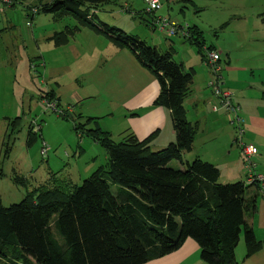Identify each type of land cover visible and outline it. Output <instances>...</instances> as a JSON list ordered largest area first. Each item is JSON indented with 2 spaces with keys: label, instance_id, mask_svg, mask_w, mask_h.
Listing matches in <instances>:
<instances>
[{
  "label": "trees",
  "instance_id": "trees-1",
  "mask_svg": "<svg viewBox=\"0 0 264 264\" xmlns=\"http://www.w3.org/2000/svg\"><path fill=\"white\" fill-rule=\"evenodd\" d=\"M110 1L37 0L34 7L36 13H49L56 20H75L47 38L55 46L87 27L132 51L159 82L154 104L170 110L175 140L159 150L151 148L153 135L138 139L128 133L114 141L95 124L96 118L75 114L80 121L74 124L75 133L89 136L106 150L107 170L98 167L80 185L69 182L31 191L8 206L0 201V264H144L177 250L188 238L198 244L205 263L240 264L234 250L241 234L244 259L262 248L245 220V213L254 207L245 198L252 185L220 183V171L213 163L198 157L184 160L199 129L197 121H188L183 106L193 71L185 70L170 51L161 53L137 36L96 21L89 9ZM183 38L204 49V55L205 49H213L204 45L194 26L189 25ZM44 97L59 106L54 91L42 93ZM61 116L74 117L72 112ZM27 131L30 139L35 132L30 125ZM172 160L181 168L170 165ZM13 180L24 184L18 176ZM112 184L118 186L116 194ZM52 225L63 243L54 237Z\"/></svg>",
  "mask_w": 264,
  "mask_h": 264
},
{
  "label": "rangeland",
  "instance_id": "rangeland-1",
  "mask_svg": "<svg viewBox=\"0 0 264 264\" xmlns=\"http://www.w3.org/2000/svg\"><path fill=\"white\" fill-rule=\"evenodd\" d=\"M192 1L195 6L190 0H173L172 3L162 0V9L158 13L168 11L172 20L197 24L203 30L208 44H226L240 33L246 39L264 35V0ZM36 3L37 0H24L15 2L12 8L0 6V21L8 17L21 36V43L18 42L21 49L4 44L0 37V201L4 206L21 201L31 191L39 193L56 184L70 182L80 185L84 178L100 166L107 170L106 150L89 136L84 134L80 138L75 133L74 124L80 123L75 119L78 108L73 113L74 117H65L55 112H46L41 106V95L49 90L61 97L60 109L72 103L69 96L82 81L84 68L91 67L92 60H84L85 63L81 64L69 48L55 47L47 39L66 24L74 25L76 22L71 17L56 20L49 13L32 15L27 6ZM145 9L142 0H113L89 9V13L93 14L96 21L117 27L124 34L138 36L161 53L168 49L169 43H173V58L183 61L184 69L189 70L186 68L187 51L195 48L179 33L168 38L157 27L153 28ZM224 22H227V26L220 28ZM75 35L76 42H79L80 34ZM246 45L254 47L258 44L249 41ZM28 54H31L30 57H27ZM13 55V65H10L8 60ZM203 69L206 71L205 66ZM97 71L94 70L92 76ZM196 72L197 79L204 75L201 69L196 68ZM31 123L35 128L39 125L40 130H35L36 134H31L30 139H27ZM112 138L119 141L122 137L114 133ZM243 141L249 143L245 139ZM187 158L189 162L194 159L191 154ZM170 165L177 167L178 162L172 160ZM16 176L24 179L23 185L14 182ZM220 180L222 178L218 179L221 183ZM110 186L112 194H116L117 184ZM52 232L59 243L64 242L54 225ZM245 252L241 234L234 250L238 262Z\"/></svg>",
  "mask_w": 264,
  "mask_h": 264
},
{
  "label": "crops",
  "instance_id": "crops-1",
  "mask_svg": "<svg viewBox=\"0 0 264 264\" xmlns=\"http://www.w3.org/2000/svg\"><path fill=\"white\" fill-rule=\"evenodd\" d=\"M190 1L195 6V3ZM172 2L173 0H167V3ZM161 9L162 0L160 9L148 13L153 28L157 15L171 17L168 11L158 13ZM262 21L264 22V14ZM185 23L201 32L204 45L212 46L213 50L220 52L223 87L240 106V114L245 120L244 139L253 144L256 150L255 171L264 175V35L246 39L247 37L240 33V36L232 37L227 45L224 42H216L214 45L206 43L203 30L197 24ZM226 26L227 22H224L220 28ZM76 33L80 34L79 42H76ZM76 33L67 43L60 46L69 48L81 64L85 63L84 60L91 59L92 65L90 68H84L82 81L74 87L72 95L69 96L72 103H68L66 107H70V112L75 114V109L78 108L79 112L76 114L96 118L95 124L107 131L111 138L114 133L121 135L122 138L132 133L138 139L153 135L150 142L153 150L162 149L173 142L175 132L170 110L154 104L160 89L154 74L142 66L127 47L114 44L102 33L87 27H81ZM0 37L4 44L21 49L18 45V42L21 43L20 32L8 17L0 21ZM184 40L195 49L190 48L187 51L186 68L193 71V77L183 106L188 121H197L199 129L191 151L185 152L183 158L189 162L187 156L191 154L194 159L198 157L213 163L220 171L221 183L244 181L242 158L233 142L234 126L230 117L222 109L212 110V106L217 104L218 100L208 87L211 71L203 61L204 49L198 50L195 45L185 38ZM249 41H255L258 45L247 46ZM172 45L173 43H169L166 51H170L174 57L175 49ZM12 57L14 58V55L8 60L10 65H13ZM176 62L181 63L183 67L185 65L183 61ZM204 66L207 73L203 69ZM196 68L204 73L199 79ZM94 70L99 71L92 76ZM55 95L61 105V97L56 93ZM178 166L181 168L179 162ZM258 187L254 184L245 190L246 200L254 206L245 213V220L256 238L262 241V248L246 259L241 256L240 264H264V188ZM201 262L207 264L200 258L198 244L188 238L177 250L144 264H201Z\"/></svg>",
  "mask_w": 264,
  "mask_h": 264
},
{
  "label": "built area",
  "instance_id": "built-area-1",
  "mask_svg": "<svg viewBox=\"0 0 264 264\" xmlns=\"http://www.w3.org/2000/svg\"><path fill=\"white\" fill-rule=\"evenodd\" d=\"M17 1L24 0H0V6H12ZM145 4V12L154 13L161 7V0H142ZM31 14H35L37 8L34 6H27ZM126 9V8H125ZM31 15V16H32ZM31 25V23H28ZM154 27L163 33L166 37H171L175 34H180L182 37L188 36V23H178L172 20L169 16H156L154 20ZM204 63L210 68L211 79L208 81V87L211 89L213 95L217 98L218 103L212 106L213 111L223 110L229 117L234 126L233 142L238 148L242 158V168L245 173V185H254L257 183L261 188H264V175L255 171L256 167V150L253 144L244 142L245 134V120L241 116L240 106L234 102L227 89L223 87L222 64L220 52L213 49H205ZM41 106L46 112H55L58 115H65L70 112V107L60 109L57 102L48 97L41 98ZM33 132L40 130V126L30 124ZM36 133V132H35ZM44 148L42 149V151Z\"/></svg>",
  "mask_w": 264,
  "mask_h": 264
}]
</instances>
